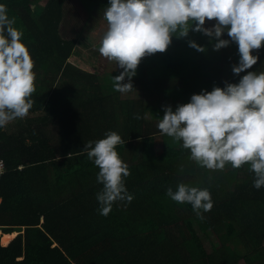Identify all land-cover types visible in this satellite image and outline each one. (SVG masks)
<instances>
[{"label":"trees","instance_id":"trees-1","mask_svg":"<svg viewBox=\"0 0 264 264\" xmlns=\"http://www.w3.org/2000/svg\"><path fill=\"white\" fill-rule=\"evenodd\" d=\"M65 1L45 0L41 6L40 0H0L23 33L36 73L28 115L0 128V231L16 233L0 244V264H264V186H253L250 165L226 164L208 175L189 159L182 142L157 127L164 107L175 111L181 105V90L200 94L198 87H221L222 63L239 62L236 43L213 50L216 38L203 35L197 44L205 51L186 53L181 49L187 37L173 36L168 49L142 59L132 77L149 107L144 98L124 99L114 91L113 78L122 71L115 62L107 60L101 73L92 71L75 52L77 40L61 37ZM79 1L88 13H104L109 5V0ZM247 71L253 70L239 78ZM109 131L125 142L116 147L123 161L126 145L136 156L126 162L130 175L124 178L133 199L117 200L104 216L96 198L103 188L99 168L83 148ZM207 180L214 182L211 187ZM181 182L209 190L213 207L201 210L203 219L191 204L166 195ZM234 235L245 239L241 254L232 247Z\"/></svg>","mask_w":264,"mask_h":264},{"label":"clouds","instance_id":"clouds-1","mask_svg":"<svg viewBox=\"0 0 264 264\" xmlns=\"http://www.w3.org/2000/svg\"><path fill=\"white\" fill-rule=\"evenodd\" d=\"M7 12L0 4V128L28 115L36 80L35 62L22 43L23 33L13 26L15 20ZM103 18L107 27L98 51L122 69L113 78L114 91L120 93L135 90L131 81L142 59L164 53L173 36L187 37L190 29L205 35L206 40L216 38L213 50L228 47L230 42L237 44L239 62L232 66L235 75L251 69L259 59L252 53L264 47V0H109ZM206 21L215 23L204 27ZM224 33L225 39H221ZM188 46L205 51L195 41H188ZM157 127L173 142H182L190 150L189 159L198 166L215 171L226 164L234 169L249 164L255 174L253 186H264V71H247L238 83L193 94L190 102L178 105L175 111L164 107ZM124 143L117 132L109 131L105 138L94 145L89 141L83 148L99 168L97 182L103 188L96 198L104 216L117 200L133 199L124 183L130 175L128 165L116 150ZM3 170L0 160V175ZM166 195L177 203L191 204L200 219L201 210L208 212L213 207L208 189L183 182L175 192L169 187Z\"/></svg>","mask_w":264,"mask_h":264},{"label":"rangeland","instance_id":"rangeland-1","mask_svg":"<svg viewBox=\"0 0 264 264\" xmlns=\"http://www.w3.org/2000/svg\"><path fill=\"white\" fill-rule=\"evenodd\" d=\"M40 1L43 6L45 0H40ZM40 9L41 8L36 9L37 13L40 11ZM106 27L107 25H106V21L103 18V12H99V11L96 12L95 10H93L92 12L88 13V11L79 2V0H66L65 1V4L63 7L62 21L60 23V28H59V33L62 38H65V39L75 38L77 40L76 47H75V52L77 56L81 58L83 62H89L90 63L89 65L91 66L92 71H96L98 73H101L104 70V67L107 62V59L102 57V55L98 51L99 46H100V40L106 30ZM202 37H203V34L200 35L199 32H194L191 30L187 38L185 39V46L182 47L181 50L185 51L186 53L190 52L193 48L188 46V41H195L197 44L198 38L200 40L202 39ZM226 39H230V38L227 37ZM237 64L238 63L236 60H233V61L227 60L222 63L223 70L221 71L226 72L227 70H230L232 72V66L237 65ZM250 70H253L254 72H258L259 70H264V60H261L260 64L257 67L253 66ZM43 77H45V75H41V78H39V81H41ZM226 77L227 76H225L224 74L223 75L224 79H222L223 83L221 84V88L225 87L226 83H233L235 79H236V83H238L240 80L239 76L235 74H232L231 77H227V78ZM132 85H133V80H132ZM187 89L188 88H185L180 91L181 92L180 95L182 94V92L185 91L184 97H183L184 100L180 101V104H185V103L190 102V98L193 95V91L190 92ZM202 90L203 88L201 86V87L196 88L195 92L200 93ZM166 91L169 96L171 88H167ZM176 107L177 106H174V109ZM163 112L164 111L162 110V113ZM46 132L47 133L45 136L49 137V131L46 130ZM55 133L57 134V132L53 130L51 133V136L54 135ZM56 134L54 135L53 139H55ZM54 145L56 146L57 142H54ZM123 156H124L123 158L124 162L126 163L127 161H132L133 156H136V155L135 153L132 152V150L128 147V145H126ZM212 173H215V172L212 170H208V175H211ZM242 179L243 178H240L239 182H241ZM212 183L214 182L211 180H207V185L209 187L213 185ZM205 186L198 187V188L204 189ZM13 234L14 233H12L11 235ZM237 234L239 236L240 234L242 235L240 228L237 229ZM3 235L5 234L1 233L0 235L1 245H5V242H2ZM232 240H235L234 242H232L233 249L234 247L235 249L240 248V252H237V253L241 254L243 250L242 244L243 242H245V239L238 237L237 235H234V238Z\"/></svg>","mask_w":264,"mask_h":264},{"label":"crops","instance_id":"crops-1","mask_svg":"<svg viewBox=\"0 0 264 264\" xmlns=\"http://www.w3.org/2000/svg\"><path fill=\"white\" fill-rule=\"evenodd\" d=\"M80 2V1H79ZM40 5L42 6V4L40 3ZM36 9H39L38 7L36 8ZM259 52H264V47H262L259 51H258V53ZM262 60H264V57H263V59ZM260 61H261V57H259V59H258V61H257V63L254 65L255 67H257L259 64H260ZM261 71H264V70H259L258 72H261ZM232 72L230 71V70H227L226 72H225V76H227V77H231L232 76ZM226 77V78H227ZM233 83H236V79L234 80V82ZM119 96L120 97H122V98H130V99H146V92H141V91H137V90H133V91H131V92H128V95H126L125 96V93H120L119 94ZM125 96V97H124ZM146 101V103H148V105H149V107L152 105V103L151 102H148V100L146 99L145 100ZM155 104H159L158 102H156ZM111 105V104H110ZM229 169H232V167H230ZM219 171H222V170H219ZM218 172V171H217Z\"/></svg>","mask_w":264,"mask_h":264},{"label":"bare ground","instance_id":"bare-ground-1","mask_svg":"<svg viewBox=\"0 0 264 264\" xmlns=\"http://www.w3.org/2000/svg\"><path fill=\"white\" fill-rule=\"evenodd\" d=\"M1 235V233H0ZM16 235V233H14L13 235L11 234H5L2 236V242H5V245L8 241H10L14 236Z\"/></svg>","mask_w":264,"mask_h":264},{"label":"built area","instance_id":"built-area-1","mask_svg":"<svg viewBox=\"0 0 264 264\" xmlns=\"http://www.w3.org/2000/svg\"><path fill=\"white\" fill-rule=\"evenodd\" d=\"M0 160H2V159H0ZM3 161V160H2ZM3 169H4V162H3ZM4 171V170H3Z\"/></svg>","mask_w":264,"mask_h":264}]
</instances>
